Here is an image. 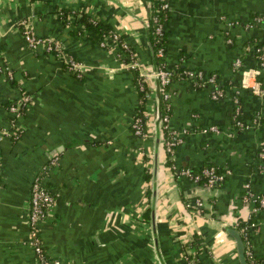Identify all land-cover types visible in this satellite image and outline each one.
I'll return each instance as SVG.
<instances>
[{
	"label": "crops",
	"instance_id": "1",
	"mask_svg": "<svg viewBox=\"0 0 264 264\" xmlns=\"http://www.w3.org/2000/svg\"><path fill=\"white\" fill-rule=\"evenodd\" d=\"M167 3V65L210 71L222 87L216 99L208 85L170 77L168 125L182 137L170 155L154 124L143 137L133 133L137 93L130 71L118 66L113 42L103 47L87 32L70 35L57 15L58 8H69L104 21L148 65L147 0H0V128L8 126L7 106L21 91L31 98L26 111L13 117L19 135L0 139V264H36L27 201L33 175L52 155L57 163L46 170L44 182L54 195V214L39 223V232L47 253L61 264H186L182 242L192 233L204 243L199 264H240L225 229L249 212L245 190L264 194L258 159L264 125L255 120L264 116V93L242 86L257 68L264 89V63L255 54L264 40V20L252 21L264 12V0ZM24 18L37 35L57 37L85 65L80 77L52 54L26 46L18 25ZM150 81L145 107L158 95ZM235 119L244 125L237 127ZM212 124L216 131H199ZM166 160L191 169L209 162L225 170L224 179L210 187L193 183L174 175ZM197 197L205 204L202 213L193 206ZM251 214L249 244L256 263L264 264V207Z\"/></svg>",
	"mask_w": 264,
	"mask_h": 264
},
{
	"label": "built area",
	"instance_id": "2",
	"mask_svg": "<svg viewBox=\"0 0 264 264\" xmlns=\"http://www.w3.org/2000/svg\"><path fill=\"white\" fill-rule=\"evenodd\" d=\"M147 9L150 5V0H147ZM168 3L163 2L162 7L167 6ZM58 15V13H57ZM73 16L70 15V18ZM260 18L254 17L253 22H257ZM152 20L156 21V18L152 16ZM228 24H232V21H228ZM20 27V33L22 38L28 48L36 49L40 48L46 53L52 54L61 64L65 71H69L74 74L75 77H80L82 74L85 65L77 59H74L64 48L61 41L52 35H37L34 32L33 25L31 21L27 18L20 19L18 22ZM163 25L161 23H155L153 26L154 34L158 35L157 41L161 42V31ZM119 32L112 31L106 35L101 36L99 39V44L103 47H106L107 42L112 41L116 48L120 50L128 49V44L123 39H119ZM256 52L258 47H255ZM122 51L117 53L118 57V66L125 69L134 68L137 70L138 76V84L139 87L148 88V85L151 83L150 80H154V88L156 89L158 95L156 103H152L147 106L144 110H142L141 115L134 113L131 121V128L133 133L138 137H143L147 134L148 125L154 124L157 129V135L161 138L163 143V147L166 153L169 155L172 153V149L174 146L180 143L181 134L174 129H172L168 125L169 120V103L167 102L170 96V93L167 89V85L169 79L171 77V70L163 65V63H159L156 65L153 64H143L136 58L135 54H129L130 57L128 60H121ZM155 55L162 56L163 51L161 47H158L155 50ZM259 63H264V52L258 55ZM240 63V58H235L233 64L238 66ZM1 70L5 73V75L12 79L13 73L7 66H2ZM191 74V72H187ZM199 76L200 73L198 72ZM250 76L252 77L249 81L245 79L242 82L243 87L249 88L254 93H264V89L260 87V82L258 80V70L254 68L250 72ZM211 87V97L216 98L222 94V91L218 88H214L215 79L212 76L207 77L204 80ZM150 94V90H145L141 98L138 99V102L142 100L146 103V99ZM31 102L30 95L21 91L20 95H18L12 102H10L7 106L8 111L12 114V118L8 121L7 127L0 128V139L2 137H12L16 138L20 129L15 126L13 117L22 114L28 108ZM234 123L237 125H241L242 123L235 119ZM243 126V125H242ZM217 128L215 125H207L199 129L200 132L206 133L207 131H216ZM259 156L262 158L264 162V144H262L259 148ZM57 163L56 155H52L48 158V160L44 163L41 170L33 175L30 188H29V197L27 201V226H28V244L32 248L35 257L36 264H61L62 261L58 257L50 256L45 250L42 239L39 232V223L41 221H50L53 218L54 214V195L48 186L44 182L45 172L49 167H54ZM170 166L172 172L176 176H186L193 181V183H202L206 187L212 186L216 181L222 180L223 175L221 173H217L214 171L213 166H204L201 167L198 171H192L189 166H175L173 163L168 164ZM202 179V182H198L199 179ZM244 200L251 203L249 207V212L246 217H244L240 222L235 221V227L240 234L241 238L243 237V253L245 258H248V264H257L255 260L252 258V249L249 244L247 227L249 224H252V220L250 219V214L258 210L259 208L264 207V195L259 194H251L248 190H245L243 194ZM204 201L197 197L193 200L194 209L197 213H202L204 208ZM199 236L198 233H195ZM192 235L188 236L186 240H190ZM185 240L182 242L183 247L181 250V256L186 261V264H194L192 255L194 252V248L191 244H184Z\"/></svg>",
	"mask_w": 264,
	"mask_h": 264
},
{
	"label": "trees",
	"instance_id": "3",
	"mask_svg": "<svg viewBox=\"0 0 264 264\" xmlns=\"http://www.w3.org/2000/svg\"><path fill=\"white\" fill-rule=\"evenodd\" d=\"M163 2L167 3V0H150V5L148 6V9H147V17H146L145 25H146L147 40H148L149 47L151 49L153 65L163 63V65H165L166 67H168L171 70V77L176 75L179 77L189 78L193 81V83L196 87H202V86L204 87L206 85L210 86L204 80L207 77L212 76L215 79L214 88H218L222 91V87L217 80V76L210 71L207 72V71L202 70V69H196L191 74H188L187 69L181 67L180 63L176 64V62H175V63L171 64V66L167 65L168 60L166 61L165 45H164L165 34L163 31V28H162L161 35H160L161 42L157 41L158 35L154 34V32H153V26L155 25V23L158 22V23L163 24V21L165 20V18L167 16L168 5L165 7H162ZM57 13H58V19L62 22L61 24L64 26L69 25L66 32L69 33L70 35L76 36V35L83 34V32H87L89 37H91L93 39L96 38V40H99L101 38V36L106 35L112 31H114L109 24L105 23L104 21H101L100 19H96L93 16H90L89 14H87L86 12H83V11L70 10L69 8H58ZM70 15L73 17L70 18ZM152 16H154L156 18V21L152 20ZM254 17L260 18L256 23H261V21L264 20V12L257 13L255 15H253L252 21H254ZM235 22L236 21L233 20L232 24L233 23L235 24ZM242 24H244V23H242ZM118 36H119V39H122V40L124 39L122 34L119 33ZM158 47L162 48L164 55H162V56L155 55V50ZM256 47H258L259 50H257V52L255 54H256L257 60H259L258 55L260 53L264 52V40L261 41V43L259 45H256ZM116 50H117V52L122 51L119 48H116ZM122 53L123 54L120 57V59L122 61L123 60L125 61V60L129 59V57H130L129 54H132V55L134 54V50L130 45H128V49H126V50L124 49L122 51ZM72 57L74 59H76L74 56H72ZM128 70L131 73V76L133 79V84L135 86L136 93H137V101H136V105L134 107L135 114L138 113V115H141L142 110H144L146 107H145L144 101L142 100L141 102H138V99L141 98V96L143 95V92H145V90H148V88L145 87L146 86L145 84H144V87H142V88L139 87L136 69L130 68ZM67 72H69V71H67ZM198 72L200 73L199 76L197 75ZM69 73H71V72H69ZM71 74L74 76L73 73H71ZM258 80H259V78H258ZM261 86L264 87V84L261 83ZM221 95L216 97V99L221 97ZM8 102L6 104H8ZM257 116L258 117L256 119L254 118L256 120L257 125H264V116H259V115H257ZM240 122L242 123V121H240ZM235 125L240 128V127H242V125H244V123H242L241 125H237V124H235ZM207 133H210V131H207L206 134ZM167 155H169V154L167 153ZM258 157H259L258 159L261 161L260 165L263 164V166H264V162H262V158L260 156H258ZM167 161H168V164L171 163L170 160H166V162ZM210 165L214 167L215 172L221 173L223 175L222 180L216 181L212 185V186H215V185H217L223 181L225 170L222 171V169L219 168L217 165L209 163V162L205 163L204 165H202L196 169H191L190 167L189 168L195 172V171H198L201 167L210 166ZM178 167H180V166H178ZM147 174L148 173H146V175ZM198 182H202V179L200 178ZM261 194L264 195L263 193H260L259 195H261ZM142 218L148 219V213L143 212ZM250 219L251 220L253 219L252 214H250ZM240 220H242V219L237 218V222H240ZM192 234H193L192 238L190 240H185L184 244H186V245L191 244L193 246L194 252H193L191 257L193 259L194 264H199L198 253L204 248V243H203L202 239L200 238V236H197L194 233H192ZM242 241L244 242L243 237H242ZM252 258L256 262V258L254 255H252ZM245 260H246V264H248V258H245Z\"/></svg>",
	"mask_w": 264,
	"mask_h": 264
},
{
	"label": "water",
	"instance_id": "4",
	"mask_svg": "<svg viewBox=\"0 0 264 264\" xmlns=\"http://www.w3.org/2000/svg\"><path fill=\"white\" fill-rule=\"evenodd\" d=\"M53 152H55V150L51 151L50 153H53ZM49 154H47V156H49ZM225 230L227 232V235L234 239L235 249H236L237 258L239 260V263L246 264L245 256L243 253L244 244H243L242 238L240 234L238 233L237 229L235 227H226Z\"/></svg>",
	"mask_w": 264,
	"mask_h": 264
},
{
	"label": "rangeland",
	"instance_id": "5",
	"mask_svg": "<svg viewBox=\"0 0 264 264\" xmlns=\"http://www.w3.org/2000/svg\"><path fill=\"white\" fill-rule=\"evenodd\" d=\"M194 234H195V233H194ZM191 235H193V234H191ZM191 235H190V236H191ZM195 235H197V234H195ZM197 236H198V235H197Z\"/></svg>",
	"mask_w": 264,
	"mask_h": 264
}]
</instances>
